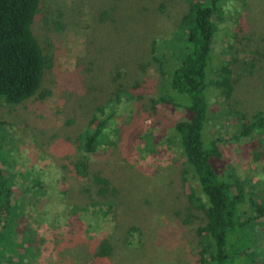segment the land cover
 Returning <instances> with one entry per match:
<instances>
[{"label":"rangeland","instance_id":"374dc122","mask_svg":"<svg viewBox=\"0 0 264 264\" xmlns=\"http://www.w3.org/2000/svg\"><path fill=\"white\" fill-rule=\"evenodd\" d=\"M39 1L32 30L50 60L41 84V92L50 94L16 108L0 103V166L23 174L27 182L21 176L19 186L40 178L47 190L42 199L51 203L48 212L42 208L35 214L34 228L46 242L33 264H87L103 233L112 243L111 264H196L198 230L207 217L190 207L185 160L173 144L174 126L186 119V111L153 102L168 92L153 45L176 29L189 5L185 0ZM224 63L233 69V91L228 99L210 91L211 119L203 138L206 144L208 137L220 140L223 156L213 161L219 177L228 168L246 189L264 193L260 137L233 138L235 112L251 118L264 111V0H230L224 6L209 68ZM135 85L143 97L123 99L108 132L113 145L91 158L90 173L101 171L118 187L119 208L102 227L87 220L88 233L64 230L75 202L66 191L75 183L63 179L80 157L78 137L98 106ZM256 149L263 152L261 159L254 158ZM250 235L260 239V256L248 253L243 260L264 264V228Z\"/></svg>","mask_w":264,"mask_h":264},{"label":"trees","instance_id":"16d2710c","mask_svg":"<svg viewBox=\"0 0 264 264\" xmlns=\"http://www.w3.org/2000/svg\"><path fill=\"white\" fill-rule=\"evenodd\" d=\"M185 1L189 8L176 29L153 45L154 59L168 77L164 85L167 94L153 102L186 111V119L174 126L173 144L180 148L185 160L183 181L190 186V207L203 210L207 217L206 225L198 230L196 264H246L244 255L260 256V239L252 240L250 230L255 234L256 228H264V193L246 189L228 168L219 177L213 161L223 156L220 140L208 137L206 144L203 138L211 119L210 91L219 90L227 99L233 91L229 63L209 68L217 21L224 20V6L230 0ZM39 12V0H0V103L11 108L50 94L41 92L50 60L32 30ZM142 97L140 85L119 90L105 105L96 108L78 137L80 157L71 163L70 173L63 179L75 183L66 191L75 195V202L69 205L64 230L88 233L87 220H95V225L102 227L119 208L118 187L103 172L90 173L91 158L100 151L107 153L113 145L108 132L118 118L123 99ZM234 114L238 134L233 138L239 141L258 136L264 147V111L251 118ZM262 155L254 151L256 160ZM21 176L0 166V264H33L31 258L42 251V242H46L34 228L38 222L35 214L42 208L43 212L51 208V203L42 199L46 197V187L40 178L26 183L25 177L26 182L19 186ZM112 248L109 238L101 234L99 246L87 264H111Z\"/></svg>","mask_w":264,"mask_h":264}]
</instances>
